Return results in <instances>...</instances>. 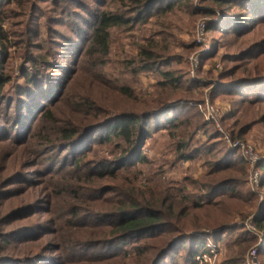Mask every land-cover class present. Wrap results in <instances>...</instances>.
<instances>
[{
    "label": "rangeland",
    "instance_id": "374dc122",
    "mask_svg": "<svg viewBox=\"0 0 264 264\" xmlns=\"http://www.w3.org/2000/svg\"><path fill=\"white\" fill-rule=\"evenodd\" d=\"M2 10L0 264H140L143 251L154 264L163 241L192 230L210 235L195 264H264V81L248 83L264 76V18L213 0H3ZM104 14L129 23L101 48L93 25ZM126 113L148 127L146 160L120 168L123 143L95 142ZM134 206L159 228L115 242V217ZM181 247L155 264H193Z\"/></svg>",
    "mask_w": 264,
    "mask_h": 264
},
{
    "label": "trees",
    "instance_id": "16d2710c",
    "mask_svg": "<svg viewBox=\"0 0 264 264\" xmlns=\"http://www.w3.org/2000/svg\"><path fill=\"white\" fill-rule=\"evenodd\" d=\"M152 0H145L146 3H149ZM217 5H229L236 4L240 9L244 10L247 16L251 19L258 20L259 18H264V0H213ZM2 2L0 0V20L4 15V10H2ZM211 15H214L213 11H210ZM237 22V20H236ZM124 18H120L116 15H101L99 17L98 22L93 25V40L100 44L101 48L105 47V42L108 39V32L112 28H119L128 24ZM218 26V22L211 23L208 22L207 28L213 29ZM3 39V34L0 31V40ZM27 78L31 75L26 73ZM169 81H174L175 78H172L170 74H165ZM251 80V81H250ZM177 81V80H175ZM264 81V76L250 78L248 83L253 86L255 83H261ZM9 82V79H6L3 76H0V98L4 95V88L6 84ZM264 91L263 89H259L258 92ZM125 92V91H124ZM256 94V93H255ZM171 122L168 121L167 125ZM108 125L106 131L99 136V139L95 142L98 144H111L114 140L118 139L123 143L124 147L122 148V152L120 157L116 160L118 163L122 164L120 168L126 167L129 163L134 160L136 163H143L146 160V157L142 154L141 151V143H143L147 132V126L143 123V116H140L136 113H126L122 116H117L111 118L104 123V125ZM175 124V123H174ZM89 128V127H88ZM87 131L88 129H84ZM83 129L81 131L85 132ZM63 133L68 142L72 141L76 137V130L71 129L70 127L63 128ZM259 164L261 169V174L264 177V160ZM113 166V169H109L107 172L110 174H114L116 169ZM129 214V215H128ZM160 220H158V216L155 215L153 211H147L140 207H132L130 209H121L118 212L117 217H115V221L112 223V229L114 234H119V237H116L115 242H121L126 238H133L137 240H146L145 235L150 233L151 231H155L159 228ZM256 226L259 229H263L264 231V217L257 220ZM192 231H198V233H194ZM188 233L184 232L183 234L170 238L167 242H162V248L158 251H155L157 256V260L159 261L162 256L168 254L171 248L177 244H181V249H185L184 260L188 262L197 263L199 259L203 257L206 252V240H204V236L208 235L207 233L202 232V230H192ZM194 233V234H193ZM214 235L211 234V237ZM210 237V235H208ZM200 238V239H197ZM119 240V241H118ZM188 244V245H187ZM187 245V246H186ZM156 250V249H155ZM146 252L143 251L139 254L140 264H146L148 257H146ZM154 262V264L156 263Z\"/></svg>",
    "mask_w": 264,
    "mask_h": 264
},
{
    "label": "built area",
    "instance_id": "2783aa9c",
    "mask_svg": "<svg viewBox=\"0 0 264 264\" xmlns=\"http://www.w3.org/2000/svg\"><path fill=\"white\" fill-rule=\"evenodd\" d=\"M198 31H199V33H203L205 31V24H203V25L200 24L198 27ZM253 252H254V254H256L255 250Z\"/></svg>",
    "mask_w": 264,
    "mask_h": 264
}]
</instances>
